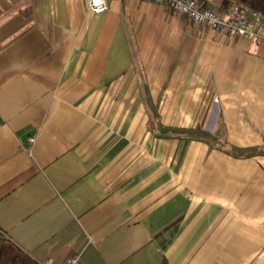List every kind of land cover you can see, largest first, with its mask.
<instances>
[{"label": "crops", "instance_id": "crops-1", "mask_svg": "<svg viewBox=\"0 0 264 264\" xmlns=\"http://www.w3.org/2000/svg\"><path fill=\"white\" fill-rule=\"evenodd\" d=\"M107 1L0 0V247L264 264V40Z\"/></svg>", "mask_w": 264, "mask_h": 264}, {"label": "built area", "instance_id": "built-area-1", "mask_svg": "<svg viewBox=\"0 0 264 264\" xmlns=\"http://www.w3.org/2000/svg\"><path fill=\"white\" fill-rule=\"evenodd\" d=\"M156 1L188 17L195 25L206 27L230 39L264 40V15L258 11L245 10L239 4L233 3L227 10L221 11L204 8L202 0ZM89 8L94 13H103L109 9V4L107 0H89ZM65 264H81L80 257L71 256Z\"/></svg>", "mask_w": 264, "mask_h": 264}, {"label": "trees", "instance_id": "trees-1", "mask_svg": "<svg viewBox=\"0 0 264 264\" xmlns=\"http://www.w3.org/2000/svg\"><path fill=\"white\" fill-rule=\"evenodd\" d=\"M233 3L241 5L245 10L258 11L264 15V0H223L221 11L227 10L230 5ZM204 8L211 9L206 3L203 2ZM12 250H15L12 246L10 248L0 247V258L1 256H6V259H9L10 264L16 263V256L12 253ZM4 251V252H3ZM8 252V255L6 254Z\"/></svg>", "mask_w": 264, "mask_h": 264}, {"label": "water", "instance_id": "water-1", "mask_svg": "<svg viewBox=\"0 0 264 264\" xmlns=\"http://www.w3.org/2000/svg\"><path fill=\"white\" fill-rule=\"evenodd\" d=\"M31 136H32V134H30V133H28V134L26 135L27 138H29V137H31Z\"/></svg>", "mask_w": 264, "mask_h": 264}, {"label": "snow or ice", "instance_id": "snow-or-ice-1", "mask_svg": "<svg viewBox=\"0 0 264 264\" xmlns=\"http://www.w3.org/2000/svg\"><path fill=\"white\" fill-rule=\"evenodd\" d=\"M97 2H99V0H97Z\"/></svg>", "mask_w": 264, "mask_h": 264}]
</instances>
